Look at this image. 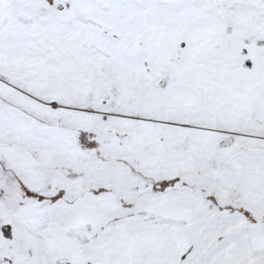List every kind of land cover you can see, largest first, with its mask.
<instances>
[{"label": "snow or ice", "instance_id": "1", "mask_svg": "<svg viewBox=\"0 0 264 264\" xmlns=\"http://www.w3.org/2000/svg\"><path fill=\"white\" fill-rule=\"evenodd\" d=\"M0 264H264V0H0Z\"/></svg>", "mask_w": 264, "mask_h": 264}]
</instances>
